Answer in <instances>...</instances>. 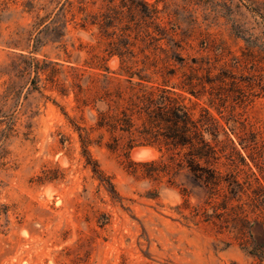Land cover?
Here are the masks:
<instances>
[{
    "label": "trees",
    "instance_id": "trees-1",
    "mask_svg": "<svg viewBox=\"0 0 264 264\" xmlns=\"http://www.w3.org/2000/svg\"><path fill=\"white\" fill-rule=\"evenodd\" d=\"M158 3L48 0L53 7L41 20L48 22L49 42L61 43L72 22L94 28L102 46L101 56L69 66L68 87L79 113L70 121L85 166L116 195L89 154L96 143L92 134L107 136L105 147L124 155L137 147L155 148L159 156L131 163L132 173L140 167L145 179H165L192 218L231 234L246 255L264 261V125L246 127L235 113L252 98L264 97V0H182L173 9H159ZM211 26H223L241 40L238 53L211 35ZM112 57L118 60L114 70L106 66ZM85 110L96 115L81 126Z\"/></svg>",
    "mask_w": 264,
    "mask_h": 264
},
{
    "label": "rangeland",
    "instance_id": "rangeland-1",
    "mask_svg": "<svg viewBox=\"0 0 264 264\" xmlns=\"http://www.w3.org/2000/svg\"><path fill=\"white\" fill-rule=\"evenodd\" d=\"M164 5L180 8L182 0H159L157 7ZM52 7L48 0H0V264H264L246 255L231 234L192 218L165 179H145L140 167L132 173L131 163L159 156L155 148L111 152L107 136L94 132L89 154L116 195L100 185L85 166L70 121L79 113L68 86L69 66L101 56L102 46L94 28L72 22L61 43L49 42L48 22L41 18ZM240 12L252 22L243 7ZM195 17L199 23L201 12ZM208 32L233 53L242 46L223 26ZM117 65L116 57L106 62L111 70ZM235 113L246 127H261L264 97ZM94 115L85 110L79 125L92 124Z\"/></svg>",
    "mask_w": 264,
    "mask_h": 264
},
{
    "label": "bare ground",
    "instance_id": "bare-ground-1",
    "mask_svg": "<svg viewBox=\"0 0 264 264\" xmlns=\"http://www.w3.org/2000/svg\"><path fill=\"white\" fill-rule=\"evenodd\" d=\"M141 151H144V152H147V153H148V150H147V149H142ZM137 152H138V150H134V151H133L134 156H140ZM144 152H143V153H144ZM136 158H137V157H136ZM138 158H140V157H138ZM148 159H149V158H148ZM150 159H151V158H150Z\"/></svg>",
    "mask_w": 264,
    "mask_h": 264
}]
</instances>
